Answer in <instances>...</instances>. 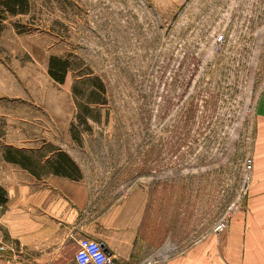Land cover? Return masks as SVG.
Instances as JSON below:
<instances>
[{
	"label": "rangeland",
	"instance_id": "374dc122",
	"mask_svg": "<svg viewBox=\"0 0 264 264\" xmlns=\"http://www.w3.org/2000/svg\"><path fill=\"white\" fill-rule=\"evenodd\" d=\"M0 13L1 153L67 151L87 217L116 205L144 219L149 254L180 251L242 206L264 0H26ZM51 54L69 61L62 82Z\"/></svg>",
	"mask_w": 264,
	"mask_h": 264
},
{
	"label": "crops",
	"instance_id": "0c3cea01",
	"mask_svg": "<svg viewBox=\"0 0 264 264\" xmlns=\"http://www.w3.org/2000/svg\"><path fill=\"white\" fill-rule=\"evenodd\" d=\"M252 177L242 206L234 210L220 232L211 228L185 248L164 252L161 264H264V91L258 105V133L253 149ZM0 243L20 264H76L80 236L97 238L114 256L135 263L155 247L144 219L124 218L116 205L87 217L90 200L75 179L54 173H33L0 152ZM2 257H0V264Z\"/></svg>",
	"mask_w": 264,
	"mask_h": 264
},
{
	"label": "trees",
	"instance_id": "16d2710c",
	"mask_svg": "<svg viewBox=\"0 0 264 264\" xmlns=\"http://www.w3.org/2000/svg\"><path fill=\"white\" fill-rule=\"evenodd\" d=\"M26 0H0L2 10H7L11 13H17L24 10ZM2 17L0 13V18ZM69 68V61L67 58L51 54L48 58V72L49 74L58 81H63L66 72ZM97 87L103 88L101 83H97ZM76 90V89H75ZM94 94L95 90H91ZM90 109L87 108V111ZM31 151V150H30ZM2 155L6 160L19 163L21 166L29 169L31 172L37 174L36 166L48 165L49 168L56 174L68 176L73 179L79 177V166L76 163L73 156L62 148H58L51 155L45 159H36L29 151L25 149L13 146L5 145L2 151ZM6 201L5 189L0 186V205Z\"/></svg>",
	"mask_w": 264,
	"mask_h": 264
},
{
	"label": "built area",
	"instance_id": "2783aa9c",
	"mask_svg": "<svg viewBox=\"0 0 264 264\" xmlns=\"http://www.w3.org/2000/svg\"><path fill=\"white\" fill-rule=\"evenodd\" d=\"M253 155L244 158V173L249 183L252 177L253 170ZM247 187V184H246ZM246 189V188H245ZM227 219L218 221L213 230L220 232L225 229ZM163 253L155 251L154 253L145 256L135 263H129L111 254L104 245L89 236H80L76 241V248L74 251V260L76 264H161ZM0 257H2L1 264H20L18 257L9 250L7 246L0 243ZM23 264H33L26 261ZM58 264H67L60 262Z\"/></svg>",
	"mask_w": 264,
	"mask_h": 264
},
{
	"label": "water",
	"instance_id": "95a60500",
	"mask_svg": "<svg viewBox=\"0 0 264 264\" xmlns=\"http://www.w3.org/2000/svg\"><path fill=\"white\" fill-rule=\"evenodd\" d=\"M103 244V243H102Z\"/></svg>",
	"mask_w": 264,
	"mask_h": 264
}]
</instances>
